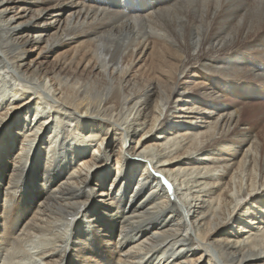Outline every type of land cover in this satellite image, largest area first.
Instances as JSON below:
<instances>
[{
	"label": "bare ground",
	"instance_id": "6f19581e",
	"mask_svg": "<svg viewBox=\"0 0 264 264\" xmlns=\"http://www.w3.org/2000/svg\"><path fill=\"white\" fill-rule=\"evenodd\" d=\"M132 2L0 0V264H264V0Z\"/></svg>",
	"mask_w": 264,
	"mask_h": 264
},
{
	"label": "rangeland",
	"instance_id": "374dc122",
	"mask_svg": "<svg viewBox=\"0 0 264 264\" xmlns=\"http://www.w3.org/2000/svg\"><path fill=\"white\" fill-rule=\"evenodd\" d=\"M132 1L133 0H128V3L132 4L133 3ZM127 6H129V5L127 4ZM140 64L144 65L145 68H146V66H150V64H153V69L155 71L157 70L156 66H155L156 63H155L154 58H150V57L145 58L144 61H142ZM151 71H153V70L151 69ZM187 80H189V75L187 77ZM195 83L196 82L192 83L193 84L192 87L196 89L197 86ZM253 84L258 86V88H256L255 86L253 87V88H256L255 90H259V89L263 90L264 89L263 85H261V83H259L257 81ZM237 89H238V91L240 90L239 94L241 95L242 98L238 97V95L236 94L237 93L236 90H230L229 92H231V94L229 93L230 95H227V98L222 101L223 102L222 105L224 104V106H225V104L232 105V104L237 103L239 107H242L243 108V112H242V116H241L242 128H244L245 130L250 129L247 131L251 132L250 136L252 137V141H254V138H257L256 140H258V138H259V140H261V136L259 134L261 133V131L264 130V94L262 95V92H258L255 94V97H250V96H248V95H250L249 92H247V90L245 89L244 86L237 87ZM234 92H235V94H234ZM195 93L196 92H191V96L194 98H197L198 102L200 103L199 106L204 109L205 106H203V104L205 102H207L206 99L204 97H200L198 95H195ZM182 105L183 104H180V106H182ZM222 110H223V108H222ZM220 112H223V111H220ZM262 114H263V116H262ZM205 117L207 118L208 115H206ZM256 143H258V141H256ZM246 147H247V145H246ZM246 147L244 148V151H245ZM257 152H258L257 156H255V157H256V160L257 159L259 160V155H260L259 150ZM215 153H217L218 155L220 154L219 151L215 152ZM4 177L5 176H3V178ZM5 178H6L5 181H7V177H5Z\"/></svg>",
	"mask_w": 264,
	"mask_h": 264
}]
</instances>
